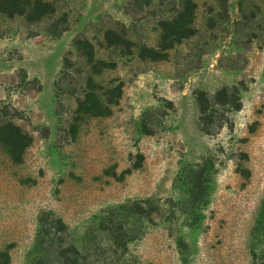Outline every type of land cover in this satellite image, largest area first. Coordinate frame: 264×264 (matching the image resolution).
<instances>
[{
  "label": "rangeland",
  "instance_id": "1",
  "mask_svg": "<svg viewBox=\"0 0 264 264\" xmlns=\"http://www.w3.org/2000/svg\"><path fill=\"white\" fill-rule=\"evenodd\" d=\"M44 1L0 14V121L31 138L21 162L0 143V264H264V0ZM225 86L209 134L197 94Z\"/></svg>",
  "mask_w": 264,
  "mask_h": 264
},
{
  "label": "trees",
  "instance_id": "2",
  "mask_svg": "<svg viewBox=\"0 0 264 264\" xmlns=\"http://www.w3.org/2000/svg\"><path fill=\"white\" fill-rule=\"evenodd\" d=\"M187 3L193 10L194 4L187 0ZM51 11L50 3L44 0H0V14L8 16L26 15L31 20H36ZM192 17V16H191ZM191 23L186 15L181 19H177L172 23L165 24V33L162 37L164 49L171 48L175 42H178L182 37H185L187 30L190 29ZM171 35H176L170 40ZM170 40V41H168ZM79 50H83V55L86 56L88 62L92 64L95 71H98V62L95 60V51L93 45L88 41L79 40L77 42ZM148 48H141L143 57H161L159 52L150 51L151 56L147 54ZM100 63V62H99ZM84 99L79 102V112L89 115H105L110 112V105L117 103L122 94V86L118 85L111 90V93L106 92L103 87L89 88ZM239 90L236 86H225L215 93L200 91L197 94V102L200 109V120L203 131L213 134L218 132L227 120L223 119V114L218 113V109L223 110L225 107L230 109H239L241 101L238 96ZM0 143L4 146L7 152L11 155L15 162H21L26 148L31 143V138L24 133L20 127L10 121H0Z\"/></svg>",
  "mask_w": 264,
  "mask_h": 264
}]
</instances>
